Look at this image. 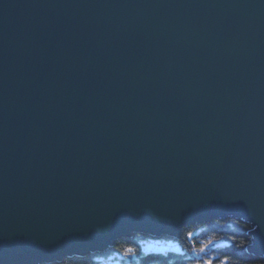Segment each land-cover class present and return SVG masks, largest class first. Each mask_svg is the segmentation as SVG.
<instances>
[{"label":"water","instance_id":"obj_1","mask_svg":"<svg viewBox=\"0 0 264 264\" xmlns=\"http://www.w3.org/2000/svg\"><path fill=\"white\" fill-rule=\"evenodd\" d=\"M225 217L264 261V0H0V264Z\"/></svg>","mask_w":264,"mask_h":264},{"label":"trees","instance_id":"obj_2","mask_svg":"<svg viewBox=\"0 0 264 264\" xmlns=\"http://www.w3.org/2000/svg\"><path fill=\"white\" fill-rule=\"evenodd\" d=\"M251 231L250 225L232 218L214 220L203 226L192 225L183 229L182 242L184 243L178 246L180 251L168 253H145L142 248V242L149 240V237L146 234L137 233L133 234L131 239L121 238L119 241L114 242L112 249L83 257L66 258L60 264H100L97 262L98 259L113 258L116 254L121 256L124 254V249L128 247L136 250L135 256H132V263L134 264H140L136 260L143 257L149 262H145L147 264H193L199 259L196 255L197 253H195L196 249L213 238H215L213 243L225 240L230 243V247L220 251L218 246L215 249L212 248L213 245L209 246L206 253L200 254V258L204 259L203 261L211 259L214 264V259H219V256L222 257L221 259L228 256L229 264H264L263 260L248 252V248L252 245V238L249 236ZM189 233H191V236ZM116 261L118 263V259L112 260L111 263ZM215 264H218V262Z\"/></svg>","mask_w":264,"mask_h":264},{"label":"bare ground","instance_id":"obj_3","mask_svg":"<svg viewBox=\"0 0 264 264\" xmlns=\"http://www.w3.org/2000/svg\"><path fill=\"white\" fill-rule=\"evenodd\" d=\"M230 217H225V218H222V219H216V220H225V219H229ZM212 221H214V220H212ZM212 221H209V222H205L204 224L203 223H200V224H197V226H203V225H205V224H207V223H210V222H212ZM195 225V224H194ZM139 233L141 232V231H138ZM142 233H145L148 237H149V240L147 239L145 242H142V243H146L147 242V249H148V246H150V245H152L153 243H163L164 241H166V240H168V241H170V242H173V245L174 246H180L182 243H184V242H182V239H183V229H181V233H180V237H176V236H174V235H170V234H168V233H161L160 235H155V236H152V235H149V233H147V232H143L142 231ZM130 235L131 236H133V233H131L130 232ZM114 244V243H113ZM213 246H212V248H216V246H218V248L220 249V251L221 250H223V249H225V248H229L230 247V243L228 242V241H225V240H219V242L217 241V242H215V243H213L212 244ZM136 246L138 247V245L136 244ZM113 248V246L111 245V246H108V248H106L105 250H108V249H112ZM143 248V247H142ZM134 249V248H133ZM105 250H103V251H105ZM144 251V250H143ZM248 252H249V249H248ZM93 252H91L90 250L88 251V254H86V255H83V256H88L89 254H92ZM97 253H99V252H95V253H93V254H97ZM145 253H146V251H145ZM196 253V252H195ZM251 254V253H250ZM197 255V254H196ZM252 255V254H251ZM83 256H78V255H76V254H74V255H71V257H66V258H73V257H83ZM122 256V255H121ZM254 256V255H253ZM124 257H126L125 256V254H123V256H122V259H123V261H124ZM138 257V256H137ZM197 257L199 258V259H197L193 264H204V262L205 261H203L204 259L203 258H200V255H197ZM66 258H64L63 260H65ZM222 257H220L219 256V259H214V264L216 263V262H218L220 259H221ZM108 258H105V259H103V258H100V260H102V261H104V260H107ZM222 260V259H221ZM137 262H140V264H147V263H149V262H147L145 259H144V257L143 258H139V259H137L136 260ZM63 262V261H62ZM61 262V263H62ZM145 262H147V263H145ZM43 264H51L50 262L48 263V262H45V263H43ZM52 264H60V263H52ZM120 264H126V263H124V262H120ZM131 264H134V263H132L131 262Z\"/></svg>","mask_w":264,"mask_h":264},{"label":"rangeland","instance_id":"obj_4","mask_svg":"<svg viewBox=\"0 0 264 264\" xmlns=\"http://www.w3.org/2000/svg\"><path fill=\"white\" fill-rule=\"evenodd\" d=\"M185 228H187V227H184L183 229H185ZM137 233H139V232H133V234H137ZM140 233L142 234V232H140ZM143 234H145V233H143ZM131 237H132L131 235L129 237H119V238L115 239L114 242L119 241L121 238H123V239H131ZM142 247H143L144 252L146 251V253H168V252H173V251H176V252L180 251L179 247L178 246H174L173 242H170V241H164L163 243H153L152 245L148 246V249H147V242H146V243H142ZM122 256L116 254L113 258H109L108 260H104V261L98 259L97 262H99L100 264H120V261H122V262H124L126 264H129V262L133 261L132 260L133 259L132 256L124 257L125 258L124 261L122 259ZM115 259H118V263H117V261L111 263V261L115 260Z\"/></svg>","mask_w":264,"mask_h":264},{"label":"snow or ice","instance_id":"obj_5","mask_svg":"<svg viewBox=\"0 0 264 264\" xmlns=\"http://www.w3.org/2000/svg\"><path fill=\"white\" fill-rule=\"evenodd\" d=\"M189 235L191 236V233H189ZM214 239H209L208 241H206L205 243H203L198 249H196V253L197 255H200L202 253H206L209 246H211L214 242ZM124 254L126 257H130V256H135L136 254V250L128 247L124 249ZM205 264H213V261L211 259L205 261ZM218 264H229V257L225 256L224 259L219 260Z\"/></svg>","mask_w":264,"mask_h":264}]
</instances>
